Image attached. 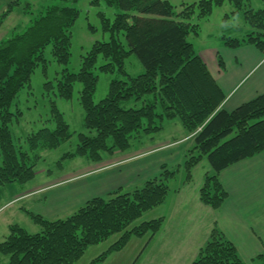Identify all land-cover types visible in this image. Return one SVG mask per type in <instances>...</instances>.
<instances>
[{
    "label": "trees",
    "instance_id": "trees-1",
    "mask_svg": "<svg viewBox=\"0 0 264 264\" xmlns=\"http://www.w3.org/2000/svg\"><path fill=\"white\" fill-rule=\"evenodd\" d=\"M57 1L33 16L23 32L15 29L0 45V188L32 181L40 158L35 151L56 149L73 135L56 105L52 107L55 129L44 128L28 137V149L15 144L10 129L13 119L23 114L12 111L19 93L30 87L37 68L43 66L46 71L47 48L60 65L67 67L70 63L72 28L80 14L74 5L80 0ZM227 1L241 11L243 0H201L180 13L166 0H104L107 6L118 10L114 21L100 14L102 29L110 34V40L95 42L78 72L65 68L44 85L47 91L66 100L73 98L75 85L82 86L84 125L95 135L80 134L77 148L65 158L102 162L107 155L129 151L134 135L157 133L165 120H178L193 138L186 155L187 181L192 179L195 167L207 158L210 171L200 189V200L219 209L227 199L219 181L221 172L264 152V94L226 111L222 107L226 99L223 92L189 41L190 35H199L200 26L191 23L193 16L209 17L215 7ZM20 4L14 2L7 7L0 17V27ZM244 15L246 22L260 31L242 39L229 38L230 47L251 44L264 52V8H247ZM132 55L143 65L142 74L132 76L126 72V62ZM100 59L104 62L97 67ZM97 69L123 77L111 80L109 91L100 102L94 100L99 82ZM136 102L143 105L127 108ZM162 170L159 177L146 181L141 188L131 193L114 192L108 199L93 198L66 219L46 220L27 212L41 231L32 234L18 224L10 225L9 235L0 243V255L8 256L6 264H77L90 247L120 235L107 252L91 263L101 264L110 254L124 249L132 238L149 236L151 240L162 230L164 219L133 224L167 197L168 183L176 172L166 167ZM192 264L247 263L215 228ZM251 264H264V254Z\"/></svg>",
    "mask_w": 264,
    "mask_h": 264
},
{
    "label": "rangeland",
    "instance_id": "rangeland-1",
    "mask_svg": "<svg viewBox=\"0 0 264 264\" xmlns=\"http://www.w3.org/2000/svg\"><path fill=\"white\" fill-rule=\"evenodd\" d=\"M94 1L95 0H80L74 5L79 10L80 14L74 27L72 28L71 60L68 66L64 67L56 62L50 53L51 49L47 48L45 53L48 61L46 71H44L43 66L37 68L31 78L30 87H25L21 90L12 107V111L17 112V110H20L23 113L21 116L14 118L13 122L10 124L13 140L17 146H23L24 149H28V137L44 128L52 130L55 129L56 124L52 121L53 105H56L58 110L64 115V119L70 126V131L73 135L69 141L56 149H40L35 151L40 156L35 166V178L27 184L12 183L0 188V198H8L15 195H19L18 197L20 198H29V195H34V193L38 190H71L70 185H61L58 187L59 189H56L57 187L55 186H51L62 184L78 176L81 177L89 173L105 170L106 168L108 169V167L111 168L112 165L122 163L147 151L158 148L162 149L165 146L168 148L169 145H171V142L179 137L180 130L184 131L180 121L165 120L161 131L149 134L141 132L134 135L135 137L131 139V149H129V151L116 153L115 155H107L102 162L94 163L86 158H65L67 153L74 152L77 148L80 142V134H87L89 136L95 135V132H90L84 125L85 113L80 104V91L82 86L80 84L75 85L73 98L66 100L57 97L54 91H47L44 85L47 81H52L57 74L62 72L65 68H68L70 72H78L81 68L83 57L90 50L92 45L97 41L110 40V34L104 32L102 29V19L100 14L102 13L108 19L114 21L118 10L107 6L104 0H99V3L97 4H95ZM166 1H168L175 8L177 13H180L187 6L198 4L201 0ZM56 3H58L57 0H21L20 7L15 8L16 13L13 17H11V19H9L7 25H15L17 27V32H23L31 24V18L33 16L44 10L47 5ZM255 3L256 0H243V4L241 6L242 8L239 9L241 11H237L234 3L227 1L222 6L215 7L209 17L198 19L197 14H195L191 23L198 24L200 26L199 35H190L189 41L197 46V50L200 43L209 44L210 46L214 45L218 48V50L223 49V46H226L227 49L232 48L230 47L231 43L228 40L229 38L242 39L252 32L254 33L260 31L259 29L251 27L246 22L244 15L247 8H250L248 4L255 5ZM67 5L71 6L72 4L68 3ZM27 12L29 13L26 14ZM133 15H137V13H133ZM3 27L4 28L0 31V45L2 41L11 37L16 32L15 29H8L6 25ZM245 28L249 31L245 35L240 34L242 33V30H245ZM237 35H241V37H237ZM121 39L126 44V40L123 35H121ZM219 52L222 55L224 54L223 50ZM219 61L221 60L219 59ZM103 62V59H100L97 67L103 64ZM144 71L143 65L135 55H132L127 60L126 72L128 74L136 76L142 74ZM96 74L99 75V82L94 100L95 102H100L106 97L111 80L119 78L122 79L123 77L118 74L111 75L101 73L98 69L96 70ZM142 105V102H136L134 104H128L127 108H140ZM165 143L168 145H165ZM186 160L187 156H185L182 162L175 167L163 166L168 170L175 171L176 175L170 180L172 182V190H169L167 197L161 205L165 202L164 206L169 204V196L171 197L173 195L175 189H179L175 187H178L181 184L183 185V182L185 184L189 183V181H187V172L185 169ZM2 163L3 159L0 155V167L2 166ZM162 168L161 173L163 171ZM203 169H210L207 158L203 159L197 173L195 174L196 182H193V187L197 186V182L201 181ZM143 184H137L132 189L125 188L120 192L131 193L135 189L141 188ZM36 195L33 198L30 197L31 200H29V198L27 201L24 200L22 202H15L12 206H8L7 208L0 210V243L4 241V238L8 233L5 228L6 221L8 223L21 225L32 234H36L41 231V226L35 223L27 213L29 210L33 209L35 202H37L41 196L39 193H36ZM47 196L48 198H51L49 194ZM104 197L108 199L112 197V195H105ZM7 198H5V200ZM0 203H2V201H0ZM1 205L3 206L4 203L0 204V207H2ZM83 205L84 204H81L69 212L62 213L60 217L54 218V220L66 219L70 217ZM164 206H162L161 209L157 207L148 211L142 216V218L137 220L133 226H138L142 222L161 218L159 216L162 214ZM39 208H41L44 212L50 209L47 207V204H40ZM119 238L120 235H114L107 241L90 247L84 257L77 264H91L93 260L107 252L109 248L119 240ZM145 238H133L124 249L110 254L105 262L101 264L157 263L160 258L157 256L158 252H152V250L147 247L149 236H146ZM8 260V256L0 255V264H6Z\"/></svg>",
    "mask_w": 264,
    "mask_h": 264
},
{
    "label": "crops",
    "instance_id": "crops-1",
    "mask_svg": "<svg viewBox=\"0 0 264 264\" xmlns=\"http://www.w3.org/2000/svg\"><path fill=\"white\" fill-rule=\"evenodd\" d=\"M14 2L20 4L21 0H0V17ZM248 6L254 10L262 9L264 0H256L255 5ZM15 13L14 9L0 31L5 25L8 29H17L15 25H7ZM248 31L245 28L240 34L245 35ZM193 45L223 92L226 99L222 107L226 111L231 112L264 94V52L255 45L245 44L229 49L223 46L220 50L204 43H200L197 50V46ZM221 50L223 55L219 52ZM191 145L193 146L191 135L185 129L180 130L179 137L168 148L165 146L147 151L112 165L111 168L51 186L59 189L61 185H70L71 190H38L36 193L41 196L29 212L46 220H54L93 198L110 196L125 188L132 189L137 184L159 177L163 166H177L187 155ZM200 164L193 170L190 184L183 182V185L175 187L179 189L174 188L175 192L168 198L169 204L164 206L165 202L158 207L161 209L164 206L159 216L164 219L163 227L147 242V247L152 252H158L157 256L160 257L154 264H192L215 228L236 247L239 256L247 264H251L254 258L264 254V152L221 172L219 181L227 192V199L217 210L204 205L200 200L199 191L210 169H203L201 181L197 182V186H192L196 182L195 174ZM171 183H168L170 190ZM36 193L29 195V198H33ZM48 194L51 198H48ZM18 196L0 198L4 203L0 210L29 199ZM40 204H47L50 209L44 212L39 208ZM10 225L13 224L5 222L8 232L5 238L9 235Z\"/></svg>",
    "mask_w": 264,
    "mask_h": 264
}]
</instances>
